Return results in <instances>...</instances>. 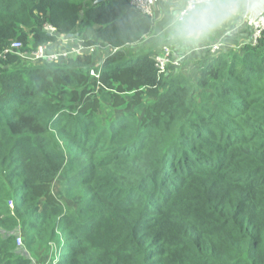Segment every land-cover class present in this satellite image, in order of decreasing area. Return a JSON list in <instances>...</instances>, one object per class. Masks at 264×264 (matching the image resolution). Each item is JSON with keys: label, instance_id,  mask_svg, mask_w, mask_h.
Segmentation results:
<instances>
[{"label": "trees", "instance_id": "trees-1", "mask_svg": "<svg viewBox=\"0 0 264 264\" xmlns=\"http://www.w3.org/2000/svg\"><path fill=\"white\" fill-rule=\"evenodd\" d=\"M153 28L130 0H0V52L85 48L0 57V264H264V33L195 78L159 75Z\"/></svg>", "mask_w": 264, "mask_h": 264}, {"label": "clouds", "instance_id": "clouds-1", "mask_svg": "<svg viewBox=\"0 0 264 264\" xmlns=\"http://www.w3.org/2000/svg\"><path fill=\"white\" fill-rule=\"evenodd\" d=\"M245 16L248 21L264 17V0H170L168 38L179 49L200 51ZM230 39L235 34L225 37Z\"/></svg>", "mask_w": 264, "mask_h": 264}, {"label": "crops", "instance_id": "crops-1", "mask_svg": "<svg viewBox=\"0 0 264 264\" xmlns=\"http://www.w3.org/2000/svg\"><path fill=\"white\" fill-rule=\"evenodd\" d=\"M169 8L170 0L168 2L163 0L157 2L153 32L151 36L147 38L145 43L154 45L156 44L158 50H160L163 46L172 47L174 54L182 57V70L187 74L194 76L195 78L198 76L201 64L207 62L211 57L217 54V52L213 53L208 49L210 45L221 42L223 44L221 50L228 51L232 49H239L241 46L250 43L251 41L253 27L248 24V19L245 16L244 18L232 20L228 25H226V31L223 32V34L213 38L207 45L203 47V50L194 51L190 49H179L174 46L168 38ZM91 29L93 28H90L89 33ZM89 33L87 32V37ZM233 34H235V39H230L227 41L225 40V37H232ZM67 38L69 39V37H64L63 39L58 38V40L53 43L54 48L59 51L73 47L75 39L68 40ZM36 264L45 263L36 262Z\"/></svg>", "mask_w": 264, "mask_h": 264}, {"label": "built area", "instance_id": "built-area-1", "mask_svg": "<svg viewBox=\"0 0 264 264\" xmlns=\"http://www.w3.org/2000/svg\"><path fill=\"white\" fill-rule=\"evenodd\" d=\"M131 4L140 10L144 15L151 18L152 21L155 20L156 17V5L158 1L161 0H130ZM165 2H168L169 0H163ZM248 24H250L253 27L252 32V38L250 43L252 45H257L259 43V40L262 38L264 33V17H261L259 19H253L252 21H248ZM47 30L50 34H55V27L51 25L46 26ZM68 39V38H67ZM71 37H69L68 40H70ZM53 42H48L46 44H43L39 46V48L24 54L20 53V49L22 48L23 44L19 40H14L7 46L3 48V50L0 52L1 58H6L8 54L15 53L23 56L27 59H33V60H58L62 58L68 57L70 54H80L85 49L83 40H80L78 43L74 44L73 47L69 49H62L57 50L54 47H52ZM219 44V47H216V45ZM223 47V44L221 42L214 43L208 47V49L215 53L221 50ZM93 48V47H92ZM91 48V49H92ZM181 56H177L174 54L173 48L170 46H163L160 50H158L154 55L155 60V66L158 69L159 75L165 74L170 68H178L182 65L181 63ZM91 73L93 75L98 76L95 74V72L92 70ZM9 206L13 208V202L9 201ZM17 245L21 246L23 245V236L21 231L19 230L17 234ZM32 261L35 263V260L32 259Z\"/></svg>", "mask_w": 264, "mask_h": 264}, {"label": "rangeland", "instance_id": "rangeland-1", "mask_svg": "<svg viewBox=\"0 0 264 264\" xmlns=\"http://www.w3.org/2000/svg\"><path fill=\"white\" fill-rule=\"evenodd\" d=\"M98 28V27H97ZM96 31L97 30H95V28H93V29H91V31H90V33H89V31H88V33H89V35L88 36H94L95 35V33H96ZM87 33V32H86ZM59 39H63L64 37H62V36H59L58 37ZM80 40H83V39H81V38H79V39H77V40H75V42L76 43H78ZM74 42V41H73ZM75 42L73 43V45L75 44ZM83 42H84V40H83ZM52 47H54L53 46V44H52ZM59 48V47H58ZM91 51H95V47H93L92 49H91ZM20 53L21 54H26V53H28V52H21V50H20ZM17 55H19V54H17ZM21 56V55H20ZM23 57V56H22ZM24 58V57H23ZM25 59H27V58H25ZM29 60H33V59H29ZM28 60V61H29ZM149 100L147 99L146 101H145V103H147ZM109 114H116V115H120V114H118L112 107H108V109L104 112V114H103V116L104 117H107V116H109ZM64 182H65V175L64 174H61L58 178H57V180H56V182L54 183V185H53V191L55 192V194H58L59 192H62L63 191V185H64ZM65 204L67 205V206H70L71 204H69V203H67V202H65ZM23 243H24V241H23Z\"/></svg>", "mask_w": 264, "mask_h": 264}, {"label": "water", "instance_id": "water-1", "mask_svg": "<svg viewBox=\"0 0 264 264\" xmlns=\"http://www.w3.org/2000/svg\"><path fill=\"white\" fill-rule=\"evenodd\" d=\"M100 1H102V0H97V2H100ZM68 36L73 37V34H69Z\"/></svg>", "mask_w": 264, "mask_h": 264}, {"label": "bare ground", "instance_id": "bare-ground-1", "mask_svg": "<svg viewBox=\"0 0 264 264\" xmlns=\"http://www.w3.org/2000/svg\"><path fill=\"white\" fill-rule=\"evenodd\" d=\"M22 47H23V46H22ZM21 49H22V48H21ZM21 49H20V50H21Z\"/></svg>", "mask_w": 264, "mask_h": 264}]
</instances>
